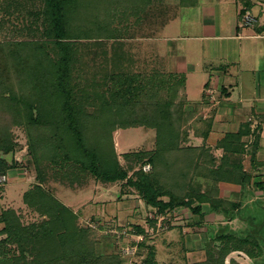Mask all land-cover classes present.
Listing matches in <instances>:
<instances>
[{
  "label": "rangeland",
  "instance_id": "374dc122",
  "mask_svg": "<svg viewBox=\"0 0 264 264\" xmlns=\"http://www.w3.org/2000/svg\"><path fill=\"white\" fill-rule=\"evenodd\" d=\"M155 1L158 13L155 16L157 20L163 19V14L171 10L168 3H172L173 0H151L150 5H154ZM127 2L128 0H65V10H67L64 13L66 41L71 47L68 75L63 87L69 89L72 104L79 114V128L83 136V144L105 155L112 153L110 140L114 129L122 130L119 137V150L123 153L148 147L155 138L154 129L144 131L143 127L137 128L131 127V125L128 128H118L121 127L119 125L121 121L128 119L130 115L133 118L131 111L134 113L136 107H139L121 106L122 104L111 101V93L117 92L121 86L116 84V77L128 75L130 78V75L132 76V72L128 68L133 69V73L139 76L147 75V78L152 73L148 67L138 66V59L135 56L133 65L128 63V68L122 67L120 51L124 49L133 55L132 49L136 48L138 40H143L141 36L144 35L140 32L139 24L147 18V10L150 6L147 4L138 17L133 11L131 13V10L135 8L128 7L129 2ZM0 6L3 8L0 9V42L28 41L29 55V58L25 59L28 64V68L25 69L28 71L25 70L22 75L17 72L19 51L15 56L11 54V58L0 56V112L3 113L0 114V124L3 125V117L7 118L8 133L12 134L18 146L14 156L18 164L16 168L19 173L22 172L24 177L21 179L14 175L16 168L6 172L7 175L8 172L11 174L13 172L14 177L8 175L7 182L0 189V215L6 210L13 209L21 226H29L31 233L38 230V225L46 217L40 215L33 206L26 204L23 194L38 183L39 169L45 179L42 184L43 189L49 190L62 203L71 206L74 210L77 209L80 217L77 215L75 226L87 230L88 238L93 241V248L87 241L80 243V240L77 239L78 236L73 238L74 229H70L68 232L62 228L57 229L53 232L54 239L49 236L44 240L38 238L40 233L37 231V237L25 246L26 251L22 257L20 256L21 246L11 242L12 240L3 242L6 234H0V252L4 250L9 253L11 259L9 264H15V262L35 264L42 254L51 256L50 259L53 258V260L56 258L60 264H104V259L108 260V264H118L116 255L122 261L120 264H144L143 258H145L147 250L152 248L154 264H185L184 258H182L184 252L179 242L174 246H169L163 240V236L172 228H174V232L170 235L175 233L177 237L182 233V229L187 230L188 220L186 219L187 213H189L187 208H176L161 216L160 213L156 214L146 207L139 195L136 192L133 193L130 188H125L122 198L120 195L118 196L121 183H101L89 173L83 178H71L64 175V172L69 173V171L66 172L61 162L54 164L49 158H46V154H44L46 147L43 148L42 142L39 140L42 139L45 143L49 141L48 136L51 137L50 130L53 125L48 124L46 118L41 124L31 125L26 123L24 117L10 114L9 111V114L1 111L5 106L2 94H8L13 100H23L24 104L30 101L35 112L38 109L48 111L50 101L44 100L42 94L50 91L47 83L56 77L55 66L60 57V51L52 44L51 38H48V24L45 23V0H0ZM123 10L128 11L129 14L123 13ZM149 22L151 23V21ZM107 23L111 24L110 27L114 31L118 30L119 37L107 29ZM147 36L148 33L145 37ZM114 52L117 60L111 57ZM22 54L24 55V52L21 51ZM155 58L156 55L151 54L153 63H155ZM113 62H116L117 65L113 66ZM33 64L38 71L33 72ZM155 72L160 73L158 79H155L161 84L166 78L165 72L161 70ZM142 79L138 83H132H135V86L144 85V88H148L152 84L144 83ZM33 93H36L35 97L31 96ZM60 95L63 94L59 90L55 96L60 97ZM104 101H108V103ZM24 104L22 107L26 110L27 106ZM134 116L138 117V114ZM56 118L58 117L56 116ZM12 122L13 124L17 123L14 124L16 126L11 125ZM30 141L34 144L33 151L44 157L39 159L41 163L38 167L34 165L30 155L27 154ZM207 151L209 150L205 149L206 153L203 151L206 165L203 166L202 175L206 184L210 182V177L213 175L212 172L209 174L207 169L211 167L215 169L221 163V161L208 162L211 159V154ZM119 156L120 161L125 165L122 154ZM230 156L233 160L238 157L232 154ZM58 160L60 161V158ZM208 190L213 195L217 192L211 182L210 186L204 187V191ZM121 201L123 202L121 203ZM132 223L141 225L145 231L149 232V235L147 237L134 236L132 231L129 234L128 231L131 229ZM157 224L160 228H157ZM239 225H234V227L238 229L241 227ZM2 227L3 223L0 222V230ZM152 227L155 228L153 232ZM143 241L146 246H137L138 242ZM42 243L44 246L48 244L47 248ZM52 249L54 253L51 255L49 252ZM59 256L61 260L58 259ZM86 257L89 258V261ZM68 258L70 259L67 262ZM236 261L238 264H252L250 259L244 256H238Z\"/></svg>",
  "mask_w": 264,
  "mask_h": 264
},
{
  "label": "trees",
  "instance_id": "16d2710c",
  "mask_svg": "<svg viewBox=\"0 0 264 264\" xmlns=\"http://www.w3.org/2000/svg\"><path fill=\"white\" fill-rule=\"evenodd\" d=\"M128 2V7L135 8L131 10V13L133 11L134 14H137L139 17L146 5H150L151 0H128ZM190 2L192 1L180 0L182 5H186ZM45 3V23L48 24V38H51L52 44L60 51V57L55 66L57 69L56 77L47 83V86H49L48 90L50 91L43 94L41 91L40 93V95L42 94V97H44V100L48 99L50 101L48 111L38 109L35 112L33 111V105L29 103L30 101L24 104L25 102L23 103V100H13L8 94H2L5 106L4 110L2 109L1 111L5 112V114H9V111L11 112L10 114L13 113L18 117H24L27 121L26 123L31 125L41 124L46 118V122H49L48 124L53 125V127L50 130L51 137L48 136V142L45 143L42 139H39L42 142L43 148L46 147L44 154H46V158H49L54 164L61 162L66 172L67 170L69 171V173L64 172V175L68 177L83 178V176L89 173L94 179L101 183H121L120 188L122 190H125V188L132 189L133 193L136 192L144 201L146 207H149V209L156 214L160 213V215L167 214L169 211L179 207H188L192 213L200 214V204L202 202H208L214 210L221 207L223 201L220 198L211 194L209 190L204 192L198 191L193 180L195 174L206 165L204 161H198L202 158L201 156H204L203 151L205 152V149L183 147L180 144V138L182 136L181 125L183 120L181 107L179 105V101L181 100L176 96H178L177 92L181 86V79L172 74L165 73L166 80L164 79L163 82L165 83L161 85L163 82L159 84L158 80H156L160 74L158 72L154 71L149 74V78L151 77L150 79L147 78V75L139 76L133 73V69L131 70L128 68V63H132V65L134 63V56L129 51L123 49L120 51L121 53H119L120 55L122 54L120 58L123 63V65L121 64L122 67H127L128 70L132 72V76L130 75L131 79L128 75L116 77V84L119 86L121 85L118 88L120 91L118 90L117 92L111 93V101L118 102L120 105L122 104L121 106H138L139 108L136 107V113L131 111L133 118L132 115H130L128 119L121 121L119 124L121 127L118 128H128L131 125V127L154 129V144L149 147L122 153L125 165L120 161L121 159L115 151L112 137L110 140L112 143L111 155L102 154L97 152L94 148H89L83 144V136L79 128V114L72 104V97L69 94V89L63 87L68 75L71 47L69 42L66 41L67 32L64 13L67 10H65V0H45ZM0 9L2 10L3 8L0 6ZM122 12L125 13L126 11L123 10ZM126 13L129 14L128 11ZM108 16H110V13H108ZM107 25L108 28H106L109 31L113 32L116 36L119 35L118 30L114 31L112 27H110L111 24L109 25L107 23L106 26ZM113 33L110 34L113 35ZM27 42L28 41H12L11 43L7 41L0 42V56L4 55L2 56L4 58L7 56L10 57L11 54L15 56L18 53L17 51H19L17 56V58H19L17 60L19 68L17 72L20 75H22L25 70L28 71L25 69L28 68L25 59L29 58ZM21 51L24 52V55H21ZM111 57L115 60L118 59L115 52L111 54ZM113 64V66L117 65L116 62H113ZM33 67L29 68H33V72H35L37 67H35V64H33ZM164 75H162V77H164ZM141 78H143L142 81H144V83L150 82L152 84L149 83L150 85L148 88H144V85L135 86V83L140 82ZM36 85L33 86L35 87ZM59 90L63 95L57 97L55 95ZM35 95L36 93H33L31 96L35 97ZM114 98H116V100H114ZM104 102L108 103V101ZM23 104L27 106L26 110L22 107ZM0 114L3 113L0 112ZM135 114H138V117L134 116ZM56 116L58 118H56ZM2 120L3 125L1 126L0 124V174L6 173L9 169H14L18 165L14 157L18 150L17 143L14 141L12 134L8 133L9 123L7 118L3 117ZM14 124L13 122L11 123V125L16 126ZM27 126L29 127L30 125ZM114 130H112V132ZM248 133V129L241 128L235 133H227L222 138L219 146L225 153L224 156L221 157V163L215 167V169L212 167L207 169L209 174L212 172V179L215 182L221 179H234L232 175H237V172L242 170L240 154L243 152V142L241 139L243 135ZM33 145L34 144L30 141L27 147V154L30 155L34 165L38 167L41 163L39 159L44 157L33 151ZM201 151L202 153H200ZM9 153L12 154L10 161L7 159ZM231 154L237 155L238 157L233 160V158H229ZM59 158L60 161L58 160ZM212 161L211 158L208 162ZM200 163L204 164L199 166ZM144 164L150 166L148 171L143 170ZM131 169H133V171L130 172ZM37 176L39 180L38 183H36L32 189L24 192L23 200L29 206H33L40 215L46 217V219L42 220L38 225L37 231H39L40 235H38L37 231L31 233L29 226H21L15 211L10 209L2 212L0 215V222L3 223L0 234H6V238L3 242L12 240L11 242L18 243V246H21L20 256H22L26 251L25 246L29 244L32 239H35L37 235L40 240H44L49 236L51 239H54L53 232L62 228L67 232L70 229H74L75 234L73 238L78 236L77 239L80 240V243L87 241L89 242V246L93 248V241L88 238L89 235L87 230L75 226V221L78 219L77 214L53 196L49 190L43 189L42 184L45 179L42 171L39 169ZM248 179V175L244 174L243 177H239L235 180L243 182ZM195 202H198V204L193 206ZM251 223L252 222L248 224L247 230L245 231L246 233L244 234L226 233L220 235L218 240L221 241L219 243H221L222 247L218 249L219 254H225L230 248H240V250L244 249L245 252L248 253L252 260V264H264V220L261 222L258 221V223ZM31 226L35 227L33 225ZM131 226V229L128 231L129 234L132 231L131 233L133 235L143 234L144 237L148 236L141 225L132 223ZM42 245L44 246L43 243ZM206 245L209 247L210 256L204 263L197 264H223V256L219 258H213L212 256V252L218 248V244L216 245L215 241H212L208 242ZM47 246L48 244H45L44 247L47 248ZM137 246L144 247L146 243L145 241L138 242ZM48 248L50 249V247ZM53 253L54 250L52 249L49 254L52 255ZM8 254L9 253L4 250L0 252V264H9L11 259ZM50 257L51 256L47 254H42L36 260L35 264H60L56 258L54 261L53 258L50 259ZM115 257L117 263L120 264L122 262L120 258H118L117 255ZM58 259L61 260V257L59 256ZM69 259L70 258L66 259V261L68 262ZM214 260L216 262H214ZM87 261H89V258ZM143 262L144 264H154L152 248L147 250ZM106 263L108 264V260L104 259V264ZM15 264L19 263L15 262Z\"/></svg>",
  "mask_w": 264,
  "mask_h": 264
},
{
  "label": "crops",
  "instance_id": "0c3cea01",
  "mask_svg": "<svg viewBox=\"0 0 264 264\" xmlns=\"http://www.w3.org/2000/svg\"><path fill=\"white\" fill-rule=\"evenodd\" d=\"M191 1L186 5L180 0L168 3L171 10L163 14L162 21L155 16L158 15L156 1L150 5L147 18L139 24L144 36L132 49L133 56L138 59V66L144 65L152 70L150 72L161 70L181 79L176 96L181 100V146L209 150L213 162H218L225 153L219 144L227 133L241 128L248 129L249 133L241 139L242 170L232 175L231 180L215 182L213 175L210 177L217 190L216 197L223 201L222 206L214 210L208 202H202L200 214L182 207L189 212L187 230L182 229L185 232L177 237L175 233L170 235L174 232L172 228L163 240L169 246L179 242L185 264L204 263L210 256L206 244L212 241L218 244L212 256H223V264H238V256L252 262L248 253L240 248L219 254L222 245L218 237L226 233L244 234L250 222L264 220V0ZM242 13L253 16L255 23L242 25ZM148 18L151 23L147 22ZM151 54L156 55L155 63ZM121 131L114 130L112 134L118 156L123 153L119 150ZM153 144L154 138L149 146ZM201 157L199 162L204 161V156ZM244 174L248 175V180H235ZM8 175L24 179L17 168L14 175L13 172ZM202 175L203 167L194 176L200 192L210 186ZM122 192L121 189L118 193L121 198ZM196 204L198 202L193 206ZM66 206L79 216L77 209ZM237 224L241 226L238 229L234 227Z\"/></svg>",
  "mask_w": 264,
  "mask_h": 264
},
{
  "label": "built area",
  "instance_id": "2783aa9c",
  "mask_svg": "<svg viewBox=\"0 0 264 264\" xmlns=\"http://www.w3.org/2000/svg\"><path fill=\"white\" fill-rule=\"evenodd\" d=\"M255 21H256L255 18L253 16H251L250 14H248V13H244L242 15L241 22H242V25H244V26L253 25V23ZM149 168H150V166L148 164H145L143 166V170L144 171H148ZM7 179H8V175L6 173H1L0 174V189H1L2 186L5 185V183L7 182ZM161 216H163V215H161ZM157 228H160L159 224H157ZM153 230H155L154 227H152V232H153ZM146 233H147V235H149L148 234L149 232L146 231ZM134 236H144V235L143 234H138V235H134Z\"/></svg>",
  "mask_w": 264,
  "mask_h": 264
},
{
  "label": "water",
  "instance_id": "95a60500",
  "mask_svg": "<svg viewBox=\"0 0 264 264\" xmlns=\"http://www.w3.org/2000/svg\"><path fill=\"white\" fill-rule=\"evenodd\" d=\"M11 156H12L11 153H9V154L7 155V159H8L9 161L11 160Z\"/></svg>",
  "mask_w": 264,
  "mask_h": 264
}]
</instances>
